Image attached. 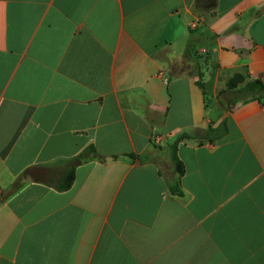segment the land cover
Listing matches in <instances>:
<instances>
[{
  "label": "crops",
  "instance_id": "0c3cea01",
  "mask_svg": "<svg viewBox=\"0 0 264 264\" xmlns=\"http://www.w3.org/2000/svg\"><path fill=\"white\" fill-rule=\"evenodd\" d=\"M258 79L264 0H0V264H264Z\"/></svg>",
  "mask_w": 264,
  "mask_h": 264
},
{
  "label": "trees",
  "instance_id": "16d2710c",
  "mask_svg": "<svg viewBox=\"0 0 264 264\" xmlns=\"http://www.w3.org/2000/svg\"><path fill=\"white\" fill-rule=\"evenodd\" d=\"M230 89H234L230 87ZM231 92V91H230ZM232 93L236 97V102H246L248 100L256 99V100H264V81L262 80H255L252 83H249L242 89L233 90ZM228 127L227 122H222L216 128L210 127L207 132L208 139H220L227 135ZM179 140H177L171 149V160L174 165V170L176 174L183 175L185 173V166L183 162L180 160L178 153H177V145ZM99 157L95 147L91 146L87 148L81 155L75 158L74 163L75 165L82 164L87 162L89 159ZM75 180V168H72L65 175L61 178L60 182L57 185V190L60 192H64L69 190ZM171 192L175 195H182V191L180 188V183L178 180H174L171 184Z\"/></svg>",
  "mask_w": 264,
  "mask_h": 264
},
{
  "label": "built area",
  "instance_id": "2783aa9c",
  "mask_svg": "<svg viewBox=\"0 0 264 264\" xmlns=\"http://www.w3.org/2000/svg\"><path fill=\"white\" fill-rule=\"evenodd\" d=\"M193 27L196 28L197 25L194 24ZM152 140H153V142L155 144H159L162 141L161 137H158V136L157 137H154ZM2 194H3V191H2V188L0 187V197L2 196Z\"/></svg>",
  "mask_w": 264,
  "mask_h": 264
}]
</instances>
